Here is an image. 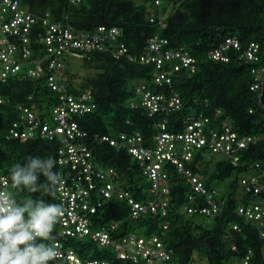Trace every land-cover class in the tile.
<instances>
[{"label": "trees", "instance_id": "trees-1", "mask_svg": "<svg viewBox=\"0 0 264 264\" xmlns=\"http://www.w3.org/2000/svg\"><path fill=\"white\" fill-rule=\"evenodd\" d=\"M24 3L37 17L47 11L55 20H64L68 15L69 22L79 30H94L99 25L121 29L118 40L106 49L92 52L84 59H67L64 83L73 94L86 91L93 94L95 108L79 118L80 126L88 132L84 140L93 148L103 167L116 168L125 180V187L136 199L144 201L151 197L148 178L127 148H117L101 140L103 135L117 136L124 132L128 136L140 132L144 145H151L158 132L156 123L164 116L168 119L166 129L174 132L183 131L189 118L207 116L211 124L227 121L241 136L259 137L257 142L240 151L238 165H233L222 154L200 150L187 163V167L201 175L210 189L217 188V183L226 182L217 197L224 202L222 212L211 215L185 212L183 207L193 190L185 176L167 163L164 168H168L171 192L166 215L149 212L133 217L127 201L114 198L90 215L92 227L100 229L110 222H117L115 238L130 231L159 236L167 248L173 249L171 258L164 264H192L195 254L205 264H235L242 261L249 249L252 250L251 264H264L262 227L246 221L236 212L240 203L254 198L243 193L241 175L264 173V82L263 89L252 88L255 76L251 70L254 66L264 65V0H162L161 5H156L155 0H81L79 3L24 0ZM159 13L165 17V26L150 21V16L156 17ZM155 34L168 38V47H182L190 52L196 59L194 71L182 67L172 74L170 82L155 83L153 77L160 69L153 62L143 63L138 59L149 38ZM231 37L237 38L240 46L224 50L228 60L209 56L212 49ZM251 42L260 45L258 61L243 56ZM121 44L126 51L116 56L115 51ZM73 59L82 61L80 66L86 69L85 74H78L80 66L75 68ZM170 66L169 62H164L161 69ZM140 83L167 97L177 93L181 106L169 114L152 115L140 105L132 107V102H139L136 87ZM0 98L4 100L0 102V168L8 177V192L18 201L31 196L58 203L57 185L68 170L58 162V143L40 138L22 141L8 137V134L13 121L18 118V106H29L42 116H49L59 94L51 89L46 76L35 79L22 72L0 79ZM49 155L57 161L54 171L59 179L52 185L38 174L37 183H47L51 192H29L23 187H12L9 173L13 164H23L29 156ZM256 162L260 164L257 167L254 166ZM197 198L203 204L202 196ZM235 223L239 224L240 230L232 228ZM69 246L82 258H102L107 264H147L141 259L138 262L118 259L112 250L89 237L71 238Z\"/></svg>", "mask_w": 264, "mask_h": 264}, {"label": "built area", "instance_id": "built-area-1", "mask_svg": "<svg viewBox=\"0 0 264 264\" xmlns=\"http://www.w3.org/2000/svg\"><path fill=\"white\" fill-rule=\"evenodd\" d=\"M68 1L79 3L81 0ZM161 1L155 0V4L161 5ZM156 17L150 16V21L166 25L162 14L159 13ZM68 18L65 15L64 20H55L50 11L37 17L24 0H0V79L5 80L22 72L35 79L46 76L51 89L59 94L49 116H42L29 106H18V118L13 121L8 134V137L22 141L40 138L57 142L58 162L68 169L57 185L58 203L63 207V214L53 229L52 235L55 238L47 241L54 243L58 249V257L50 264H107L102 258H82L69 246L70 239L74 237L96 240L112 250L118 259L134 262L141 259L147 264H164L173 252L172 248L166 247L164 239L157 235H140L134 231L115 238L117 222L94 229L90 215L114 198L126 200L133 217L149 212L166 215L171 192L168 168H164L167 163L174 165L185 176L193 190L189 195V202L183 207L185 212L191 214L198 211L205 215L220 213L224 204L217 198L220 190L216 187L208 188L202 176L188 168L187 163L200 150L222 154L233 165H238L241 160L240 151L257 142L259 137L249 134L241 136L227 121L220 125L211 124V119L207 116L189 118L184 130L180 132L167 130L168 119L164 116L156 123L158 132L151 145H144L140 132L128 136L124 132L117 136L103 135L101 140L108 141L117 148H127L148 178L151 197L144 201L136 199L125 187V180H122L116 168L103 167L93 148L84 140L88 132L80 126L79 118L95 108L93 94L89 91L73 94L64 83L67 59H84L92 52L106 49L118 40L121 29L117 26L99 25L94 30H79ZM169 43L168 38L155 34L149 38L145 50L138 57L139 61L153 62L160 69L153 77L155 83L170 82L172 74L182 67H189L191 71L195 69L196 59L190 52L182 47H168ZM249 45L243 53L244 58L258 61L259 43L251 42ZM231 46L238 48L239 40L235 37L228 38L218 48L212 49L209 56L228 60L224 50ZM125 51L124 44H121L115 54L120 56ZM164 62H169L170 68L162 70ZM251 70L255 76L252 88L263 89L264 65L254 66ZM136 91L139 102H132L131 106L140 105L150 115L158 112L169 114L181 106V98L177 93L167 97L142 83L137 85ZM3 101L0 98V102ZM258 165L259 162H256L254 166ZM0 182V190L8 191V177L1 168ZM240 183L243 193L254 198L247 203H240L236 212L246 221H253L261 226L260 234L264 238V173L241 175ZM197 194L204 199L203 204L199 203ZM239 227L235 223L232 228L240 230ZM251 256L252 250L249 249L242 261L235 264H251ZM197 258L198 255L195 254L192 264H205Z\"/></svg>", "mask_w": 264, "mask_h": 264}, {"label": "clouds", "instance_id": "clouds-1", "mask_svg": "<svg viewBox=\"0 0 264 264\" xmlns=\"http://www.w3.org/2000/svg\"><path fill=\"white\" fill-rule=\"evenodd\" d=\"M57 161L51 156H29L21 164L12 165L9 176L12 187L29 192L52 191L47 183H37L38 174L52 185L59 175L54 171ZM63 214L59 203L29 196L18 201L16 196L0 190V264H50L58 257L53 229Z\"/></svg>", "mask_w": 264, "mask_h": 264}, {"label": "rangeland", "instance_id": "rangeland-1", "mask_svg": "<svg viewBox=\"0 0 264 264\" xmlns=\"http://www.w3.org/2000/svg\"><path fill=\"white\" fill-rule=\"evenodd\" d=\"M74 60V63L73 64H75V68H78L79 66H80V64L82 65V61H80V60H75V59H73ZM74 66V65H73ZM79 70H81L80 72H78V74L79 75H81V74H85V72H86V69H84L83 68V66H80L79 67ZM79 75H77V77H79ZM225 185H226V182L225 183H217V188L221 191V190H224V188H225Z\"/></svg>", "mask_w": 264, "mask_h": 264}]
</instances>
